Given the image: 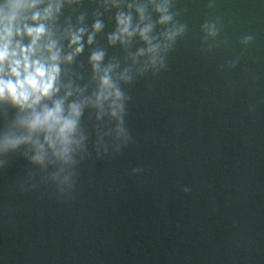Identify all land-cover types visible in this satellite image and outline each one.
<instances>
[{
	"label": "water",
	"instance_id": "95a60500",
	"mask_svg": "<svg viewBox=\"0 0 264 264\" xmlns=\"http://www.w3.org/2000/svg\"><path fill=\"white\" fill-rule=\"evenodd\" d=\"M175 9L188 30L166 69L126 88L130 144L97 156L93 135L70 197L39 175L20 191L18 156L0 171V264H264V2ZM205 20L221 29L210 53Z\"/></svg>",
	"mask_w": 264,
	"mask_h": 264
},
{
	"label": "clouds",
	"instance_id": "9594fccd",
	"mask_svg": "<svg viewBox=\"0 0 264 264\" xmlns=\"http://www.w3.org/2000/svg\"><path fill=\"white\" fill-rule=\"evenodd\" d=\"M88 2L86 8V0H0V114L11 113L0 128V171L11 157L24 159L20 191L36 190L39 175L70 197L93 135L97 156L130 144L126 88L165 70L168 54L188 30L178 19L177 0ZM201 31L202 51L210 53L218 21L205 20ZM253 39L248 34L239 43L246 48ZM109 49L120 54L110 57ZM238 63L236 57L225 67ZM141 171L133 168L132 174Z\"/></svg>",
	"mask_w": 264,
	"mask_h": 264
}]
</instances>
